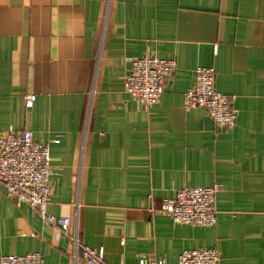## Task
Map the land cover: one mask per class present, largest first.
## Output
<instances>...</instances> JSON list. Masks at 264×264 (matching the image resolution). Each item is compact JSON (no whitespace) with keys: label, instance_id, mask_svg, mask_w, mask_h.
Instances as JSON below:
<instances>
[{"label":"crops","instance_id":"0c3cea01","mask_svg":"<svg viewBox=\"0 0 264 264\" xmlns=\"http://www.w3.org/2000/svg\"><path fill=\"white\" fill-rule=\"evenodd\" d=\"M146 54L176 66L138 108L123 83ZM197 66L214 68L234 125L184 107ZM10 127L48 145L47 213L108 263L207 247L217 264H264V0H0V135ZM184 186L216 187L214 226L160 212ZM33 251L74 264L70 235L0 185V255Z\"/></svg>","mask_w":264,"mask_h":264},{"label":"built area","instance_id":"2783aa9c","mask_svg":"<svg viewBox=\"0 0 264 264\" xmlns=\"http://www.w3.org/2000/svg\"><path fill=\"white\" fill-rule=\"evenodd\" d=\"M129 60L131 69L124 77V90L138 108L154 105L175 69V62L155 54ZM215 77L212 66H197L193 84L183 94V104L186 108L203 107L216 127H230L235 123L237 111L231 107L228 97L216 89ZM34 100L35 94L25 95V107H32ZM50 160L47 144L34 141L27 129L10 127L8 133L0 135V185L4 196L17 204L26 203L46 225L69 234L74 264L80 260L85 264H110L104 259L103 247L92 248L81 243L77 228L69 231L70 218L47 213L51 195ZM215 196V186H184L176 189L172 197L162 199L160 212L175 224L212 227L216 223ZM219 258L215 248H186L179 253L177 264H217ZM43 261L40 251L0 255V264H43ZM138 264L167 262L165 258L142 257Z\"/></svg>","mask_w":264,"mask_h":264}]
</instances>
